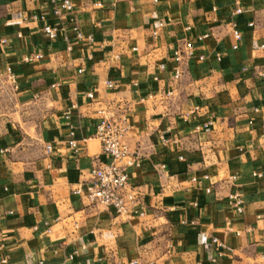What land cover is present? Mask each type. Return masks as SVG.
<instances>
[{
	"label": "crops",
	"instance_id": "1",
	"mask_svg": "<svg viewBox=\"0 0 264 264\" xmlns=\"http://www.w3.org/2000/svg\"><path fill=\"white\" fill-rule=\"evenodd\" d=\"M72 1L0 0V264H264V0ZM110 115L143 215L74 191Z\"/></svg>",
	"mask_w": 264,
	"mask_h": 264
},
{
	"label": "built area",
	"instance_id": "2",
	"mask_svg": "<svg viewBox=\"0 0 264 264\" xmlns=\"http://www.w3.org/2000/svg\"><path fill=\"white\" fill-rule=\"evenodd\" d=\"M157 1V0H155ZM58 6L55 12L61 14L63 10L72 11L74 3L72 0H52ZM217 6H213V10H216ZM243 12L242 6L237 3L235 7V13ZM159 27L163 26L164 23L160 22ZM45 32L50 37H56V29L47 25L44 28ZM234 36L236 41H240L242 34L238 29H234ZM154 35H157V31H154ZM82 37V34H79ZM208 35L199 36L198 39L202 40ZM238 45H234L237 48ZM264 47V45L262 46ZM194 54V42L187 40L183 46H179L174 51V59L176 62V68L174 69V78H179L183 70L181 68V62L185 58H190ZM36 58L39 55L35 56ZM217 60L222 59L220 53L216 54ZM33 58L28 56L25 60L31 61ZM200 59L204 60L203 55ZM161 68L164 69L165 65L161 64ZM107 86L113 87L111 81H107ZM90 99L94 98V94L90 92L88 94ZM69 117V115L67 116ZM212 122L205 123L202 127L197 126V129L204 128L209 129ZM129 131V124L124 117H115L114 115L102 116L96 127V136L102 143V153L106 157V161H99V163L92 168L91 175L92 179L90 182L79 185L74 191L75 193L86 198L90 203L95 205L111 206L114 207L116 212L120 215L138 213L143 215V212L137 209L136 204L139 203L138 194L130 187V168L140 165V159L137 153H131L126 143H124V137ZM71 147L77 148L78 143L75 140H71ZM47 151L52 150L51 145H47ZM210 192V189H208ZM234 198L236 196H233ZM239 203H241L239 201ZM238 203L237 211L243 212V207ZM213 243L219 247L224 244L219 241L218 238L212 239ZM70 258H73L71 255Z\"/></svg>",
	"mask_w": 264,
	"mask_h": 264
}]
</instances>
